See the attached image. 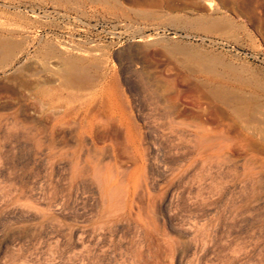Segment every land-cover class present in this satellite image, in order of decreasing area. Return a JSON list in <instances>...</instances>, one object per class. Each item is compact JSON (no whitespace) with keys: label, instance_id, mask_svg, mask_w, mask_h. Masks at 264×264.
Wrapping results in <instances>:
<instances>
[{"label":"rangeland","instance_id":"1","mask_svg":"<svg viewBox=\"0 0 264 264\" xmlns=\"http://www.w3.org/2000/svg\"><path fill=\"white\" fill-rule=\"evenodd\" d=\"M5 39L0 264H264V0H0Z\"/></svg>","mask_w":264,"mask_h":264},{"label":"bare ground","instance_id":"2","mask_svg":"<svg viewBox=\"0 0 264 264\" xmlns=\"http://www.w3.org/2000/svg\"><path fill=\"white\" fill-rule=\"evenodd\" d=\"M16 45L17 44H15L13 41H10L9 39L7 40V39H5V40H0V51H6L5 53H7V54H10L11 55V53L14 51V49L15 48H17L16 47ZM48 57V56H47ZM79 58V57H78ZM69 60V59H68ZM73 60V59H72ZM76 60V59H75ZM75 60H73V61H75ZM76 61H78V60H76ZM81 62V61H80ZM78 63H79V61H78ZM77 64V63H76ZM66 65H68V66H70L69 64H66ZM76 66V65H75ZM76 69V68H75ZM77 70V69H76ZM75 70V72L76 73H78L79 74V72H81L80 71V69H79V71H76ZM86 70V69H85ZM70 73V72H69ZM75 73V74H76ZM90 73V72H89ZM88 73V74H89ZM77 74V75H78ZM76 75V76H77ZM79 76V75H78ZM77 76V78L76 79H80V77H78ZM84 76V75H83ZM83 76L81 77V78H83ZM71 77H73V76H71ZM68 78L67 80H65V81H63V83H62V85H64V86H73L74 85V83H75V81H76V83H75V85H77V84H79V83H81V82H79V81H77V80H73L72 78ZM78 79V80H79ZM84 79H87V77H85ZM81 80H83V79H81ZM84 81V80H83ZM86 81V80H85ZM79 82V83H78ZM83 83V82H82ZM82 83H81V86H83L82 85ZM61 85V84H60ZM59 85V86H60ZM80 87V86H79ZM79 87H77V88H79ZM86 87V86H85ZM80 88H82V87H80ZM48 89V88H47ZM46 88L45 89H40L38 92H37V96H39V97H41V98H44V99H48V100H52V101H58V100H61L62 99V94L61 93H59V91L58 92H51L49 89L47 90ZM55 90H57V89H55ZM72 97V96H71ZM205 109V108H204ZM69 110V109H68ZM170 117V116H169ZM169 119V118H168ZM127 120H129V119H125V121L127 122ZM199 122V121H198ZM128 123V122H127ZM118 124V123H117ZM203 127V126H202ZM127 131H126V133H125V136H124V140L121 142V141H119V143H117V147L118 148H114V145L112 146V147H110V148H112V151L113 152H115V151H117V149H121L122 150V152H124V154H126L125 156H128V160L126 161V162H124V166H122L123 167V171H122V173H127V179L126 180H128V183L129 182H131V181H133L134 180V177H135V173L137 172V170H138V168H140L143 164H144V162H145V158H144V152H143V150H142V148H141V144H140V142H139V140H138V138H137V136L135 135V134H133V132H132V130H131V128L130 127H128V129H126ZM263 131H264V128H263ZM120 132V131H119ZM262 132V131H261ZM106 138V137H105ZM66 139V138H65ZM104 139V138H103ZM107 140V139H106ZM105 140V141H106ZM110 140V139H109ZM68 141V140H67ZM66 141V142H67ZM203 141V140H202ZM205 141V140H204ZM65 143V142H64ZM116 143V142H115ZM65 145V144H64ZM69 145H71V144H69ZM72 146V145H71ZM65 147V146H64ZM67 147H68V145H67ZM70 147V146H69ZM68 147V148H69ZM109 147V146H108ZM107 147V148H108ZM92 148V147H91ZM105 150V149H104ZM65 151V150H64ZM120 153V152H119ZM91 154V153H90ZM123 154V153H122ZM123 154V155H124ZM114 155V154H113ZM103 157V152L102 151H100V155H98V158L103 162V161H105L106 160V157H104V158H102ZM110 158V157H109ZM112 158V157H111ZM93 159V158H92ZM86 160V159H85ZM107 160H108V158H107ZM110 160V159H109ZM97 161V160H96ZM99 161V160H98ZM121 161V160H120ZM106 162V161H105ZM104 162V163H105ZM86 163V162H85ZM84 163V164H85ZM111 163V162H110ZM110 163H109V161H108V164L110 165ZM115 163H116V160H115ZM121 163V162H120ZM133 164L134 166H135V169H133L132 171H129V169H128V164ZM98 164H100V162L98 163ZM102 165H104V164H102ZM120 165V164H119ZM105 166V165H104ZM116 166V165H115ZM97 169L99 168L98 166L96 167ZM101 168H103V166L101 167ZM113 168H115V167H113ZM121 168V167H120ZM84 169V168H83ZM82 169V170H83ZM86 169V168H85ZM100 169V168H99ZM84 171V170H83ZM95 171V170H94ZM115 171V170H114ZM113 171V172H114ZM96 172V171H95ZM98 172V171H97ZM96 172V173H97ZM116 172V171H115ZM85 173V172H84ZM86 174V173H85ZM98 174V173H97ZM99 176V175H98ZM115 175L113 174V177H114ZM105 179V178H104ZM111 179H112V177H111ZM110 179V180H111ZM114 179V178H113ZM122 182V181H121ZM102 183V182H101ZM121 184V183H120ZM101 185V184H100ZM113 188V187H112ZM121 188V187H120ZM115 189V188H114ZM116 190V189H115ZM120 190V189H119ZM118 190V191H119ZM140 190V189H139ZM121 191V190H120ZM112 193H114V192H112ZM126 193V192H125ZM113 196V195H112ZM111 197V196H110ZM135 203V202H134ZM143 204V203H142ZM136 215V214H135Z\"/></svg>","mask_w":264,"mask_h":264}]
</instances>
